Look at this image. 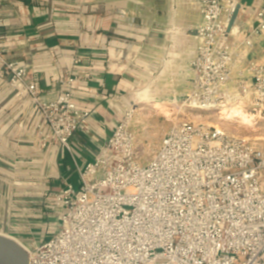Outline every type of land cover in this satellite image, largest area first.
<instances>
[{
  "label": "built area",
  "instance_id": "obj_1",
  "mask_svg": "<svg viewBox=\"0 0 264 264\" xmlns=\"http://www.w3.org/2000/svg\"><path fill=\"white\" fill-rule=\"evenodd\" d=\"M241 0H199L202 22L182 106L240 108L264 117V0L246 31L230 29ZM10 86L30 98L44 145L70 140L90 112L73 98L76 78L43 100L27 66L0 54ZM128 107L100 155L50 200L58 228L25 246L28 264H264V150L218 127L174 124L141 165Z\"/></svg>",
  "mask_w": 264,
  "mask_h": 264
},
{
  "label": "crops",
  "instance_id": "obj_2",
  "mask_svg": "<svg viewBox=\"0 0 264 264\" xmlns=\"http://www.w3.org/2000/svg\"><path fill=\"white\" fill-rule=\"evenodd\" d=\"M263 0H241L231 29L246 31ZM199 0H0V54L27 66L43 100L76 78L73 98L87 125L44 145L29 97L10 86L0 61V231L42 242L58 228L51 197L79 181L128 107L176 103L190 88L188 68L202 22ZM251 57L264 63V45ZM144 105V106H140ZM162 105V104H161ZM142 112V113H141ZM135 117L132 125L141 122ZM138 118V119H137ZM134 132V131H133Z\"/></svg>",
  "mask_w": 264,
  "mask_h": 264
},
{
  "label": "rangeland",
  "instance_id": "obj_3",
  "mask_svg": "<svg viewBox=\"0 0 264 264\" xmlns=\"http://www.w3.org/2000/svg\"><path fill=\"white\" fill-rule=\"evenodd\" d=\"M181 98L176 103L161 102L162 109L156 107V103L148 106L147 110H143V114L137 113L139 121L133 126L136 135V152L138 161L141 165H146L152 159L156 152L161 139L170 130V128L184 120L203 124L208 127H218L226 133L235 137H242L254 143L258 148L264 150V117L257 113L246 112L254 115L253 125L244 124L237 118L226 119L216 111H200L182 106ZM144 106V105H140ZM141 112V113H142ZM136 117V114H135ZM137 118V119H138ZM135 121V119H134ZM54 230L56 226H54ZM32 242H23L25 246H29Z\"/></svg>",
  "mask_w": 264,
  "mask_h": 264
},
{
  "label": "water",
  "instance_id": "obj_4",
  "mask_svg": "<svg viewBox=\"0 0 264 264\" xmlns=\"http://www.w3.org/2000/svg\"><path fill=\"white\" fill-rule=\"evenodd\" d=\"M28 255L16 237L0 232V264H28Z\"/></svg>",
  "mask_w": 264,
  "mask_h": 264
},
{
  "label": "bare ground",
  "instance_id": "obj_5",
  "mask_svg": "<svg viewBox=\"0 0 264 264\" xmlns=\"http://www.w3.org/2000/svg\"><path fill=\"white\" fill-rule=\"evenodd\" d=\"M156 107L159 108V109H162L163 105L159 104V105H156ZM225 114H226V116H225L226 119L237 118V119H239V121L241 123H244V124H247V125L248 124L253 125L254 115L247 114L244 110H242L240 108H233L232 112L229 113V111H226ZM20 243H21V241H20ZM22 246L24 247L25 251L27 252V250L25 248V245L22 244Z\"/></svg>",
  "mask_w": 264,
  "mask_h": 264
}]
</instances>
